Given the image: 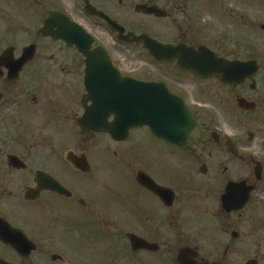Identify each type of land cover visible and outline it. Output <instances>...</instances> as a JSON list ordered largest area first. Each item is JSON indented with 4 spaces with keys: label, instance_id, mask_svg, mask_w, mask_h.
I'll return each mask as SVG.
<instances>
[{
    "label": "flooded vegetation",
    "instance_id": "obj_1",
    "mask_svg": "<svg viewBox=\"0 0 264 264\" xmlns=\"http://www.w3.org/2000/svg\"><path fill=\"white\" fill-rule=\"evenodd\" d=\"M47 21L70 43L85 31L111 67L86 77V54L43 34ZM132 36L207 54L229 81L183 72L172 53L154 60ZM115 72L163 85L201 132H95L114 121ZM86 112L97 120L85 137ZM17 232L36 253L66 237L84 264H178L181 252L188 264H264V0H0V255L29 264ZM130 234L148 250L134 251Z\"/></svg>",
    "mask_w": 264,
    "mask_h": 264
},
{
    "label": "water",
    "instance_id": "obj_2",
    "mask_svg": "<svg viewBox=\"0 0 264 264\" xmlns=\"http://www.w3.org/2000/svg\"><path fill=\"white\" fill-rule=\"evenodd\" d=\"M135 41L138 44H146L147 39L146 38H138L135 39ZM155 49V55H158L162 50L159 47H156ZM164 50V49H163ZM175 51H173L174 53ZM181 61V60H180ZM214 63H211L208 57L199 55L198 58L195 56V54L189 52L186 56H184L182 62H181V69L184 71H190L196 76L200 77H209L210 74L214 73L216 70L214 69ZM222 79L224 81H227L226 76H223ZM116 84L118 85V91L123 92L124 90H129L130 85L126 81H116ZM150 84H141L139 82H132L131 89L133 90L134 96H131V94H124L122 97L128 98V101L131 100V97L133 98V104L130 103L129 110H125L124 112H120L119 107L117 108L118 120L116 124L118 127L129 125L131 126H149L151 129L153 128L152 122H153V115L152 113L155 112L153 109V104L151 101V97H154L157 95V93L151 89ZM121 98V97H117ZM164 103L171 106L170 111L174 112L173 107L178 106V112L181 114L183 118V128L184 130L187 129V131L194 132L196 131V127L194 124V121L190 115V113H187L186 109L182 107L181 105H178L175 103L173 96L169 95L168 93L165 94V100ZM132 109H134L133 116H132ZM169 111V108L166 109V112ZM88 120V116L84 117V121ZM83 121V122H84ZM172 124L174 126L175 123L172 121ZM126 130V129H125ZM179 129L174 130L175 133H177ZM125 132V131H123ZM17 251L21 256H28L31 251L24 252V250H20L19 247L21 246V243L17 244ZM0 264H5L4 262L0 261Z\"/></svg>",
    "mask_w": 264,
    "mask_h": 264
},
{
    "label": "rangeland",
    "instance_id": "obj_3",
    "mask_svg": "<svg viewBox=\"0 0 264 264\" xmlns=\"http://www.w3.org/2000/svg\"><path fill=\"white\" fill-rule=\"evenodd\" d=\"M136 61H138V59H136ZM139 62H140V60H139ZM138 66H143V64L140 65V63H139ZM144 69H146V68H144ZM61 137H56V139L60 141ZM31 153L36 154V152H34V150H32ZM51 155H58V154L53 153ZM51 155H50V158H51ZM49 162H51V159H49ZM92 221H93V223H95L94 219H92ZM45 225L46 224H42L41 222H39V228H40L42 234H44L46 236H52V235H54V233L61 235L59 232H56L55 229H52V227H50V229H48V228H46ZM95 230H96L95 228L90 227L88 230V235L92 236L94 234ZM101 231L103 233H105L106 230L104 227H102ZM46 236H44V237H46ZM109 239H110V242L112 245L113 241L111 238H109ZM76 240H78L77 237H75V240H73V241H76ZM69 242H70L69 239L68 238L66 239V237H65V239H62L61 237L59 238L58 236H56L55 240L53 242H48V243H44V244L40 245V248H39L40 251L33 254V256L29 259V261H30L29 264H53L50 260V257L52 255H55V254L62 257L66 261V264H77V263L84 264L85 258H81L80 253L78 255L71 253V251L68 248ZM90 252L91 251L89 249L83 251V253L86 256H88L90 254ZM97 254L98 253L96 252V257H97ZM0 256L3 258L6 257L5 254H1ZM7 257L11 261L13 260L16 264H21L15 258L13 259V257H11L10 255H8Z\"/></svg>",
    "mask_w": 264,
    "mask_h": 264
}]
</instances>
